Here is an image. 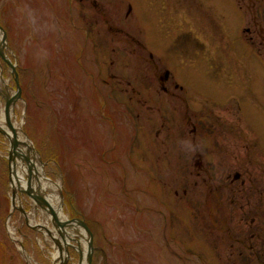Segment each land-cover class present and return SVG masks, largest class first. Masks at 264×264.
Returning <instances> with one entry per match:
<instances>
[{
  "label": "rangeland",
  "instance_id": "374dc122",
  "mask_svg": "<svg viewBox=\"0 0 264 264\" xmlns=\"http://www.w3.org/2000/svg\"><path fill=\"white\" fill-rule=\"evenodd\" d=\"M45 4L22 0L19 41V0H0V25L18 82L19 58L22 63V97L10 109V122L40 157V175L55 186L44 198L61 219L81 216L87 222L95 248L92 264H264V255L248 251L244 243L259 239L264 247V209L262 221L254 214V221L250 215L245 219L240 194L234 193L239 183L226 178L241 162L230 168L203 138L196 137L194 147L184 113L213 106L236 110L237 100L246 113L250 101L264 107V37L247 45L240 37L244 24L238 22L241 13L249 18L257 12L261 20L264 0H118L117 24L126 31L132 26L136 38L158 55L153 54L160 61H152V73L165 65L186 90L183 100L156 95L147 104L143 94L130 97V91L145 89L148 50L132 47L122 31L104 30L99 34L108 43L104 71L94 67L90 52L80 56L82 45L89 47L84 34L73 41L76 60H65L63 42L71 33L80 36L78 20L53 12L62 4L58 0ZM67 25L71 32L64 36ZM48 34L49 41L41 42ZM109 59L117 60L114 67ZM4 64L0 59L3 117L5 99L15 93L11 69ZM110 73L116 74L114 82L119 79L117 94L110 93ZM251 125L247 140L257 153L251 144L258 129L264 130V119L259 128ZM8 151L9 141L0 134V264H58L57 248L40 228L54 233L50 216L21 194L16 205L26 211L29 225L12 208ZM257 159L249 158V164L264 169V156ZM26 174L20 167L23 188ZM77 231L84 256L86 236ZM68 256L67 264H78L75 249Z\"/></svg>",
  "mask_w": 264,
  "mask_h": 264
},
{
  "label": "flooded vegetation",
  "instance_id": "af4514ba",
  "mask_svg": "<svg viewBox=\"0 0 264 264\" xmlns=\"http://www.w3.org/2000/svg\"><path fill=\"white\" fill-rule=\"evenodd\" d=\"M56 0H44V3H51L55 2ZM59 3H62L59 6V9L53 6L51 9L53 12L63 13V16L69 19L76 18L78 20V30L81 33L80 36L78 34L73 35L71 33L68 37L65 38V48L66 51H63V55L66 56L65 60H72V52H73V41H77L80 39L84 34V39L86 43L89 44V47H84L82 45V51L79 53L80 56H83L85 53H91V61L94 63V67H98L99 69L103 70L104 65V58L103 54L106 52L105 46L108 43H103V36L99 37V34L103 33L106 30L107 33L111 34H119L121 31L125 33L126 36L129 37L132 47H136L139 50L147 52V62L149 65L148 72L145 75L146 80L143 81L142 86H144V90L137 89L132 85L130 81H126L127 86L133 87L130 91V97L142 96L145 98L144 104H147L152 97H156V95L162 96H171V97H179L182 99L181 94L185 92L184 86L181 85L178 81L174 80V74L170 72L165 65L164 69L163 66L158 68L157 73H152L151 66L154 65L155 61H160L159 59L154 61V55L158 57V55L151 51L147 45L141 43L135 34H138L132 26H130L131 30L126 31L124 28H120V25L117 24V17L116 13L118 10V0H58ZM229 1V0H224ZM249 1V0H248ZM45 4V5H46ZM53 5V4H52ZM241 8L243 6L239 5ZM22 0H19V41L22 40V20L23 14L21 11L22 8ZM47 7V6H46ZM238 7V8H240ZM45 8V7H44ZM43 8V11H44ZM48 8V7H47ZM49 9V8H48ZM37 16L38 19L43 15ZM242 12V11H239ZM264 11H261L263 15ZM131 13V7L128 6V9L125 13V16ZM257 12L256 15L251 17H247V15L240 14L238 22L240 21L241 24H244L242 27L240 37L247 45H253L254 40H258L261 42L264 37V29L262 25V20L264 21V17H261V20H257ZM195 18V17H193ZM191 18V21L192 19ZM40 21V20H39ZM116 21V22H115ZM75 23V22H74ZM236 23V22H235ZM40 26V25H39ZM46 28V27H45ZM70 27L67 25L64 32V36L71 32ZM45 33V32H43ZM50 35L41 36V42L44 40L49 41ZM90 43L88 42V39ZM78 45L81 46V43L78 41ZM131 48V47H130ZM43 51V49H41ZM112 50H116V48H112ZM20 51V49H19ZM59 52V50H58ZM4 53H6L4 51ZM60 53V52H59ZM68 53V54H67ZM154 54V55H153ZM70 58V59H69ZM74 60H76V55L73 56ZM110 60V59H109ZM115 60H110L108 65L114 67ZM117 61V60H116ZM115 61V62H116ZM154 61V62H152ZM79 64L82 63L81 60L78 61ZM4 63V62H3ZM5 65V64H4ZM98 75H102V71L98 72ZM154 76V81H157L158 84L155 85L151 76ZM243 75H241L242 77ZM107 77H110V80L114 82L116 78L115 73L108 74ZM231 77V76H230ZM237 78V76H234ZM100 81L106 83L107 80L101 77ZM146 81V82H145ZM119 85V79L117 82H114L110 93H114L116 91L119 93L120 90H115L114 87ZM159 87V88H158ZM19 88H20V98L22 97V63L19 58ZM231 97V96H230ZM183 100V99H182ZM251 105L248 113L244 111L243 104H239V100H237L238 108L236 110L231 109L228 106H224L222 110H218L215 106L209 109L204 110H197L189 112L187 109L184 111L186 114L187 123L190 126V131L194 137L193 143L195 142L196 137L203 138L206 142L210 143V149L214 152L215 150L218 151L216 153L218 159L220 161H227V166L231 168L232 162H241V164L235 169L234 173L231 175L230 173L226 174V178H230L231 184L239 183V186H236L238 189L234 191L235 194H240L241 204L240 207L244 211V215L246 216L245 219H248L247 216L250 215L251 221H254L255 218L252 216L253 214L256 216V219L260 221L263 220V207H264V169L256 170L252 164H249V158L252 161L257 156H264V130L263 128L258 129L256 135H258L255 140L256 143L251 144V148L256 149L257 153H253L249 147L248 140H247V125H251L252 127L259 128V120L260 117L262 120L264 119V107H260L259 105H254L253 101L249 102ZM149 106V105H148ZM150 107V106H149ZM235 111V112H234ZM256 111V112H255ZM134 113V112H131ZM190 114V115H189ZM138 116V115H137ZM236 120V121H235ZM209 138V139H208ZM259 141V142H258ZM196 142L194 143V147ZM208 148V147H207ZM204 150L202 153L203 158L206 156V151ZM197 152V149H196ZM249 152V153H248ZM253 154V155H252ZM199 157V155L197 154ZM214 157V154H213ZM214 157V159H215ZM197 159L196 154L192 157V159ZM252 158V159H251ZM213 158L210 160H214ZM212 176V174H211ZM179 194L178 190H174V195L177 197ZM251 207V212L249 214L246 212V209ZM254 211V213H253ZM259 239H256L255 242L248 241L244 242L247 245L248 251L251 249L256 254L263 256L264 255V247L263 242L262 246L259 245ZM244 250L241 246L240 254H243Z\"/></svg>",
  "mask_w": 264,
  "mask_h": 264
},
{
  "label": "water",
  "instance_id": "95a60500",
  "mask_svg": "<svg viewBox=\"0 0 264 264\" xmlns=\"http://www.w3.org/2000/svg\"><path fill=\"white\" fill-rule=\"evenodd\" d=\"M3 48H7V35L5 30L0 26V57L11 69L16 87L15 93L7 96L5 99L4 120L8 131L0 127V134L9 141L7 161L9 168L8 181L11 185L12 208L18 209L24 215L26 224L29 225L26 211L15 204L19 193L29 198L34 203L35 208L44 210L50 216V223L54 233L44 226H40V228L45 231L49 239L53 242L55 248H57V255L59 257L58 264H67L69 249H75L78 252V264H92V255L95 248L93 247V234L87 223L82 218L61 219L48 200L44 198V191H41L40 184L38 183V177L40 174L36 169L35 162L33 163L32 160H35L36 162L38 161L41 165L42 161L40 157L37 156V152L26 137L25 141H20L17 138V132H20V129L17 131L10 122V109L14 103L20 99V88L15 70L16 66L2 53L1 50ZM8 132H10V134ZM22 146H25V151L22 149ZM29 151L34 155H31ZM20 167L25 168L27 172L24 188L21 186L18 178ZM33 182L37 183L34 188ZM77 228L82 230L86 236L84 240L87 243V249L84 256L80 248V242L77 240L82 235H79L80 233L77 231ZM71 242L76 243V246L74 247ZM63 253H65V257H63Z\"/></svg>",
  "mask_w": 264,
  "mask_h": 264
},
{
  "label": "bare ground",
  "instance_id": "6f19581e",
  "mask_svg": "<svg viewBox=\"0 0 264 264\" xmlns=\"http://www.w3.org/2000/svg\"><path fill=\"white\" fill-rule=\"evenodd\" d=\"M0 127L1 128H4L5 129V124H4V117H3V115L0 113ZM17 131H18V129H17ZM20 132L18 131L17 132V138L20 140V141H25V137L24 136H22L21 134H19ZM22 149H25V146H22ZM26 150V149H25ZM29 153L31 154V155H34L32 152H30L29 151ZM32 162L34 163L35 162V164L37 163L35 160H32ZM18 178H19V176H18ZM40 178L41 179H38V183L40 184V189H41V191H47V192H53L54 191V185H53V183L52 182H50V181H47L46 179H44L43 178V176L42 175H40ZM37 184V183H36ZM50 203H51V206L52 207H54V205H53V202L52 201H50Z\"/></svg>",
  "mask_w": 264,
  "mask_h": 264
}]
</instances>
